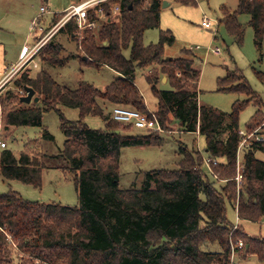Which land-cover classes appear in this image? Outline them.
<instances>
[{
    "label": "trees",
    "instance_id": "16d2710c",
    "mask_svg": "<svg viewBox=\"0 0 264 264\" xmlns=\"http://www.w3.org/2000/svg\"><path fill=\"white\" fill-rule=\"evenodd\" d=\"M176 1L196 4L195 0ZM164 2L109 0L103 4L105 11L111 13L119 5L120 12L97 33L82 32L75 20L69 21L39 50L37 58L42 67L35 76L29 70L23 72L1 98L6 137V131L18 126L41 127L45 112H58L65 141L60 153L52 157H60L62 169L72 174L79 204L39 203L14 190L0 193V264H229L231 244L241 239L247 253L264 261V236H250L239 223L233 230L235 224L228 220L226 206L229 202L235 208L239 220L264 219V160L256 155L264 153V139L242 148L245 153L238 171L240 114L254 102L258 109L246 131L262 129L264 101L245 76L234 70L218 78L217 90L245 93L247 100H237L228 113L199 103L202 69L191 50L184 49L181 57H164L165 47L176 40L170 29L161 28ZM221 13L220 24L239 44L244 28L238 15L249 14L256 44L261 47L264 0H239L237 10L224 5ZM59 18L54 16L38 38L45 36ZM156 28L160 29L158 41L146 44V31ZM58 33L77 42L82 63L107 66L120 75L104 90L83 80L76 89L58 83L44 68L67 63L64 46L56 41ZM128 49L129 57L125 55ZM139 68L149 69L146 78L158 98L153 113L163 130L176 120L181 130L202 135L212 172L197 147L190 150L182 146L177 169L146 171L140 189L120 188L122 149L161 146L164 142L158 131L128 134L135 127L114 120L99 103L102 100L113 107L148 113L136 84ZM254 71L264 84V71ZM163 76L172 89L158 88ZM26 86L35 90L38 102L21 101ZM60 105L77 108L80 119H67ZM87 116L101 117L105 128L89 127L84 122ZM43 137L54 139L46 128ZM29 144L19 153L10 148L0 151V176L41 187L48 155ZM217 182L222 185L218 187ZM209 245H217L218 250L206 248ZM15 253L20 257L18 263L13 260Z\"/></svg>",
    "mask_w": 264,
    "mask_h": 264
},
{
    "label": "rangeland",
    "instance_id": "374dc122",
    "mask_svg": "<svg viewBox=\"0 0 264 264\" xmlns=\"http://www.w3.org/2000/svg\"><path fill=\"white\" fill-rule=\"evenodd\" d=\"M171 5L162 6L161 28L170 29L175 35V42L165 47V58H177L184 56L183 50L190 49L196 59V65L202 69L199 85V103L210 105L224 112H230L233 104L237 101L248 99L245 93L218 91V78L227 75L229 71L239 70L246 78L259 96L264 101V84L257 78L254 68L264 71V39L261 47L257 46L253 27L249 24L251 16L247 13L238 15V20L244 28L243 40L239 44L234 36L230 35L223 24L218 30L216 27L206 28L202 26L203 17L206 15L212 20L222 18L221 7L226 6L235 11L238 8L239 0H199L198 3H182L169 0ZM36 2L34 6L40 8L42 2L38 0H28L27 4ZM65 10H59L62 12ZM57 12V11H51ZM47 15V16H46ZM53 13L47 12L45 18H51ZM50 21H48L47 25ZM216 33V34H215ZM7 34V33H6ZM160 29H149L145 33V43H155L158 41ZM216 35V36H215ZM12 36H14L12 34ZM13 42L20 43L21 35L12 37ZM38 40H28V48H31ZM56 41L64 46L63 56L68 58L63 66L54 67L44 65L45 70L61 85L76 89L80 81L92 83L97 88L104 90L120 74L107 66L93 67L82 63L78 52L77 42L70 39L65 33H58ZM220 47L221 54L216 55L210 48ZM17 47V46H16ZM17 52H19L20 46ZM12 47L11 54H14ZM129 57L130 50L125 51ZM39 59L35 63L25 64L11 78L10 82L2 90L1 98L6 92L14 87V80L23 72L29 70L32 76L42 67ZM11 69V68H10ZM149 73L147 68H139L136 73V84L144 96L147 108L150 111L157 110L158 98L155 96L148 83L146 75ZM178 75H181L180 73ZM159 89H172L170 83H158ZM33 103V102H31ZM30 103V104H31ZM99 103L104 106L106 113L112 111L113 106L102 100ZM61 112L72 122L80 119V111L77 108L60 105ZM258 107L254 102H250L240 114V127L246 130V125L255 114ZM84 122L93 129H104L105 122L98 116H87ZM46 128L54 139L43 137ZM143 129H133L128 134L145 133ZM155 132V131H154ZM160 132V131H158ZM258 135L264 134V127L257 129ZM164 139L161 146L135 145L124 147L121 151L120 163V188L126 189L136 187L140 189L146 171L155 169H177L182 159L180 149L182 146L192 150L197 147L207 158L205 152V138L199 133L186 132L181 130L179 122L176 120L170 124L163 132H160ZM10 149L19 153L25 148L26 144H32L45 154H47V167L43 169L42 185L35 187L19 180L5 179L0 176V193L14 190L20 193L25 199L39 203L56 202L63 205L76 206L79 204V197L72 174L64 171L61 167L60 157H52L60 153L65 141V135L61 129L60 115L56 111L45 112L43 116V126H18L13 130L6 131ZM29 144V145H30ZM244 151L239 152L238 171L241 170ZM257 157L264 160V153L257 152ZM239 177V175H238ZM237 179L240 181L241 178ZM224 183V182H223ZM220 187L222 184L217 182ZM227 217L233 223H239L244 231L249 235L264 236V219L260 221L239 220L235 208L227 202ZM9 238V237H8ZM10 239V238H9ZM242 240V239H241ZM15 247V245H13ZM206 248L218 250L217 245H209ZM14 263L19 262L17 253L13 254ZM232 259V257H231ZM230 259V260H231ZM234 261L237 264H264L253 254L247 253L245 247L239 249L235 254ZM231 263V261H229ZM229 263V264H230Z\"/></svg>",
    "mask_w": 264,
    "mask_h": 264
},
{
    "label": "built area",
    "instance_id": "2783aa9c",
    "mask_svg": "<svg viewBox=\"0 0 264 264\" xmlns=\"http://www.w3.org/2000/svg\"><path fill=\"white\" fill-rule=\"evenodd\" d=\"M109 0H87L85 2L72 5L67 8L65 11L60 13H55L53 16L59 15L60 18L58 21L52 26V28L48 31V33L40 37L35 45L31 48L24 47L22 51V55L20 58V63L14 66L10 73L6 76V78L0 83V151L7 149L9 147L7 137L4 135V107L1 101V93L3 88L7 83L10 82L11 78L18 72V70L24 66L25 64L35 63L34 57L39 53L41 47L63 26H65L69 21L75 20L77 22V27L80 31L92 30L97 33L107 22L111 20V17H116L120 12L119 5H116L111 13L105 11L103 4L108 2ZM199 0H195L198 3ZM47 12L50 13V10L46 6H42L40 9V14L32 20L31 30L36 33L40 30V33L44 30V26L41 24L42 16ZM220 25V19L212 20L208 16L203 17L202 26L206 28L216 27V31ZM216 34V33H215ZM216 36V35H215ZM210 50L217 54H221V48L216 46L210 48ZM23 94H27L26 90L21 91ZM150 115L152 117H150ZM111 116L114 120L118 122H123L126 124H132L137 129H143L146 131H160L163 132V128L155 116L153 111L148 113L141 112L139 110L124 107V106H115L112 108ZM239 134L241 136V143L239 146V152L242 148L250 146L254 140H263V135H258L256 132L248 133L246 130L240 129ZM239 157V154H238ZM214 161V160H213ZM210 158H205V163L208 167V170L212 172L210 167ZM216 162V161H214ZM239 163V162H238ZM242 175L239 174L238 178H241ZM239 219V218H238ZM238 223L234 225L233 230L236 229ZM232 252L230 260V264H237L234 261V256L239 252V249L245 247V243L243 240H238L236 243H232Z\"/></svg>",
    "mask_w": 264,
    "mask_h": 264
},
{
    "label": "crops",
    "instance_id": "0c3cea01",
    "mask_svg": "<svg viewBox=\"0 0 264 264\" xmlns=\"http://www.w3.org/2000/svg\"><path fill=\"white\" fill-rule=\"evenodd\" d=\"M27 1L28 0H0V83L10 73L11 69L20 63L22 51L24 47H28L26 42L30 39H34V41L38 40L37 37L40 35V30L36 33L32 32L31 23L32 20L40 14L42 6H46L50 10V13L55 14L60 13L58 12L59 10H66L72 5L87 0H38L39 2H42L40 8L34 6L36 2H32L29 5L27 4ZM165 1L168 2L167 6L171 5L169 0ZM53 17L54 16L52 15L51 18L48 19L45 18L44 15L42 16L41 24L44 28L47 26L48 21ZM12 34L14 36H12ZM19 34L21 35L22 40L20 43H14L12 37H16V35ZM34 45H32V47ZM16 46H20L19 52H17L18 48ZM12 47L13 50L15 47L17 48V50H14V54H11ZM37 55L34 57V61L37 59ZM161 80L163 82H168L166 76H163Z\"/></svg>",
    "mask_w": 264,
    "mask_h": 264
},
{
    "label": "water",
    "instance_id": "95a60500",
    "mask_svg": "<svg viewBox=\"0 0 264 264\" xmlns=\"http://www.w3.org/2000/svg\"><path fill=\"white\" fill-rule=\"evenodd\" d=\"M168 2H164L163 6H167ZM25 90L27 92L26 95L22 96L21 101L26 103V104H30L31 102H38L39 98L35 95V90L30 87V86H26Z\"/></svg>",
    "mask_w": 264,
    "mask_h": 264
}]
</instances>
